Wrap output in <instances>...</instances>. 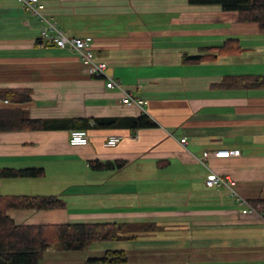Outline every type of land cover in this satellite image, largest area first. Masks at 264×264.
I'll return each instance as SVG.
<instances>
[{"label": "crops", "instance_id": "0c3cea01", "mask_svg": "<svg viewBox=\"0 0 264 264\" xmlns=\"http://www.w3.org/2000/svg\"><path fill=\"white\" fill-rule=\"evenodd\" d=\"M40 1L44 15L66 34L90 41L106 75L144 105L121 104L123 93L91 77L73 52L41 42L42 22L23 4L0 0V91L31 96L17 104L0 99V108L19 107L47 125L0 132V170L40 168L44 174L0 176V195H52L65 203L60 210L8 215L20 225L154 224L137 240L52 253L59 264H96L87 260L107 251L124 252L127 261L117 264H264L262 214L243 215L247 207L227 188L205 184L213 172L233 179L248 205L264 199V89L220 86L227 77L264 76V35L256 24L189 0ZM228 40L237 41L241 53L219 54L216 48ZM186 55L204 59L183 63ZM141 115L153 125L131 128L128 121ZM94 119L116 123L97 129ZM79 124L89 142L69 147V132ZM113 134L123 140L105 147ZM219 150L239 155L210 158L205 166L198 161L205 151ZM99 161L113 167L91 168Z\"/></svg>", "mask_w": 264, "mask_h": 264}, {"label": "trees", "instance_id": "16d2710c", "mask_svg": "<svg viewBox=\"0 0 264 264\" xmlns=\"http://www.w3.org/2000/svg\"><path fill=\"white\" fill-rule=\"evenodd\" d=\"M189 3L193 5H218L223 10L236 12L240 22L256 24L259 33L264 35V0H189ZM41 42L50 46L47 42ZM216 49L222 55L239 54L242 51V47L235 40H228ZM202 59H204L202 55H186L183 56L182 62L200 63ZM220 86L223 88L264 89V76L227 77ZM30 98L29 90L4 89V91H0V99H6L5 101L14 104L27 102ZM93 122V126L97 129L111 128L116 123L115 119H94ZM128 122L129 126L134 129L148 128L153 125L145 115ZM45 128H47L45 122L30 118L26 111L19 107L0 108V132L45 130ZM77 129L85 130V125L79 124ZM90 166L95 170H104L112 168L113 164L99 161L91 162ZM43 175V170L40 168L0 170V176L3 178L34 179ZM249 204L264 217V199L252 200ZM64 206L63 200L52 195L48 197L22 194L0 195V264H40L44 259L45 252L53 245H57L61 251H85L93 243L137 240L147 234L143 232H150L154 229V224L151 223L138 225L130 222L20 225L16 224L8 215L10 210L48 211L60 210ZM126 261L123 251H107L102 258H90L87 263L117 264Z\"/></svg>", "mask_w": 264, "mask_h": 264}, {"label": "built area", "instance_id": "2783aa9c", "mask_svg": "<svg viewBox=\"0 0 264 264\" xmlns=\"http://www.w3.org/2000/svg\"><path fill=\"white\" fill-rule=\"evenodd\" d=\"M26 10H28L32 16H35L38 21L42 22L41 31L39 33V38L41 41L47 42L50 46H54L61 49H69L73 54H75L79 61L86 68L88 74L95 78H104L106 81V88L113 89L116 88L119 92L123 93V98L121 104L124 105H139L143 106L144 102L133 98L118 82L112 79L110 76L106 75L107 66L104 62L97 60L95 54L92 52V44L90 41L70 36L66 34L62 29L58 28L56 23L49 20L43 13L45 4L40 0H18ZM6 102V101H5ZM123 140V136L119 134H113L109 136L103 143L107 148H113L118 146V144ZM186 139L181 138L179 142L182 145L186 144ZM89 142V134L86 130H71L68 137L69 147H85ZM239 155L237 150H219L217 153L205 151L202 158L198 161L205 166L206 161L210 158L214 159H228L231 156ZM205 184L207 187H219L223 186L229 190L231 196L237 197L239 205L247 207L245 211L242 212L243 215L248 213H257L256 209L251 205H248L241 197L235 192L234 186L235 181L230 179L228 176H221L220 174L210 173L206 179Z\"/></svg>", "mask_w": 264, "mask_h": 264}, {"label": "rangeland", "instance_id": "374dc122", "mask_svg": "<svg viewBox=\"0 0 264 264\" xmlns=\"http://www.w3.org/2000/svg\"><path fill=\"white\" fill-rule=\"evenodd\" d=\"M63 252L64 253H72V254L75 253V254H77V252L61 251L57 245H53L47 251V255L44 257V260L40 264H59L56 261H53L55 259H52L50 255L52 253H55V254L59 255V253H63ZM59 256H61V255H59ZM60 264H62V263H60ZM63 264H65V263H63Z\"/></svg>", "mask_w": 264, "mask_h": 264}]
</instances>
